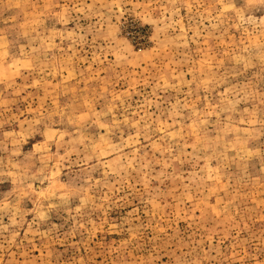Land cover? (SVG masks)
<instances>
[{
	"label": "rangeland",
	"instance_id": "obj_1",
	"mask_svg": "<svg viewBox=\"0 0 264 264\" xmlns=\"http://www.w3.org/2000/svg\"><path fill=\"white\" fill-rule=\"evenodd\" d=\"M0 264H264V0H0Z\"/></svg>",
	"mask_w": 264,
	"mask_h": 264
}]
</instances>
